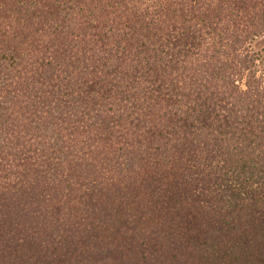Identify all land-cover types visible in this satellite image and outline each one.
<instances>
[{
  "label": "trees",
  "instance_id": "16d2710c",
  "mask_svg": "<svg viewBox=\"0 0 264 264\" xmlns=\"http://www.w3.org/2000/svg\"><path fill=\"white\" fill-rule=\"evenodd\" d=\"M264 0H0V264H264Z\"/></svg>",
  "mask_w": 264,
  "mask_h": 264
},
{
  "label": "rangeland",
  "instance_id": "374dc122",
  "mask_svg": "<svg viewBox=\"0 0 264 264\" xmlns=\"http://www.w3.org/2000/svg\"><path fill=\"white\" fill-rule=\"evenodd\" d=\"M250 50L257 58V76H262L264 83V36L254 40L250 45Z\"/></svg>",
  "mask_w": 264,
  "mask_h": 264
}]
</instances>
